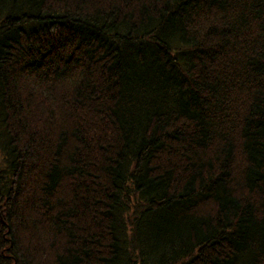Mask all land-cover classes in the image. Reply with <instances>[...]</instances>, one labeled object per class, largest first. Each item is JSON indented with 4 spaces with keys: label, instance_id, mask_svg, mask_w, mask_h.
<instances>
[{
    "label": "trees",
    "instance_id": "trees-1",
    "mask_svg": "<svg viewBox=\"0 0 264 264\" xmlns=\"http://www.w3.org/2000/svg\"><path fill=\"white\" fill-rule=\"evenodd\" d=\"M0 264H264V0H0Z\"/></svg>",
    "mask_w": 264,
    "mask_h": 264
},
{
    "label": "rangeland",
    "instance_id": "rangeland-1",
    "mask_svg": "<svg viewBox=\"0 0 264 264\" xmlns=\"http://www.w3.org/2000/svg\"><path fill=\"white\" fill-rule=\"evenodd\" d=\"M0 161H2V152L1 151H0Z\"/></svg>",
    "mask_w": 264,
    "mask_h": 264
}]
</instances>
